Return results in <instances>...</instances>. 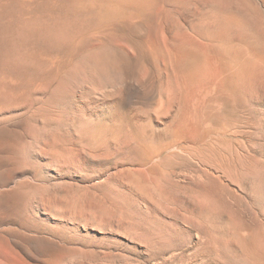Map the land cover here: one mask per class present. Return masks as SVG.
Wrapping results in <instances>:
<instances>
[{
    "label": "rangeland",
    "instance_id": "obj_1",
    "mask_svg": "<svg viewBox=\"0 0 264 264\" xmlns=\"http://www.w3.org/2000/svg\"><path fill=\"white\" fill-rule=\"evenodd\" d=\"M234 4L264 37V8L254 0H234ZM204 6L198 0L177 4L172 16L183 23L198 21ZM239 35L234 36L238 47L243 39ZM262 62L231 64L238 79L223 96L213 101L207 97V125L203 121L193 133L181 129L174 118L169 119L170 129L161 126L154 113V95H140L127 112L135 122L151 118L153 126L146 136L160 148L150 163L140 162L126 147L113 143L89 156L77 138L60 134L55 139L60 143L53 145L56 149L52 143L36 156L24 144L17 163V168H25L16 179L23 184L16 196L18 205L6 222L0 221V231L5 227L22 239H14L0 252V262L264 264ZM39 127L42 132L59 131L37 123L30 131ZM135 174L137 180L132 178Z\"/></svg>",
    "mask_w": 264,
    "mask_h": 264
},
{
    "label": "bare ground",
    "instance_id": "obj_2",
    "mask_svg": "<svg viewBox=\"0 0 264 264\" xmlns=\"http://www.w3.org/2000/svg\"><path fill=\"white\" fill-rule=\"evenodd\" d=\"M187 1L0 0V221L18 205L24 144L36 156L60 134L77 138L89 156L113 143L150 163L160 148L146 136L153 110L145 113L146 123L127 112L140 95H154L161 126L170 129L174 118L181 129L196 132L207 122V97L223 96L238 79L231 64L264 62V37L234 0H198L206 8L202 17L183 23L172 12ZM254 1L264 8V0ZM238 34L241 48L234 44ZM34 123L59 131L32 132ZM1 231L0 252L22 239Z\"/></svg>",
    "mask_w": 264,
    "mask_h": 264
}]
</instances>
